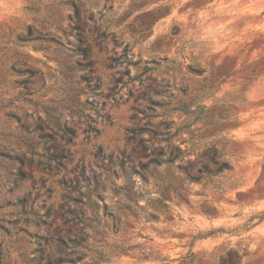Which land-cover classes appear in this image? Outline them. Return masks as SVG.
<instances>
[{"label": "rangeland", "instance_id": "rangeland-1", "mask_svg": "<svg viewBox=\"0 0 264 264\" xmlns=\"http://www.w3.org/2000/svg\"><path fill=\"white\" fill-rule=\"evenodd\" d=\"M210 146L232 170L190 180ZM230 249L264 264V0H0V264Z\"/></svg>", "mask_w": 264, "mask_h": 264}, {"label": "trees", "instance_id": "trees-1", "mask_svg": "<svg viewBox=\"0 0 264 264\" xmlns=\"http://www.w3.org/2000/svg\"><path fill=\"white\" fill-rule=\"evenodd\" d=\"M179 30L174 29V34H178ZM166 59V58H165ZM171 65V64H170ZM193 73L196 74H202L204 72L203 68L200 67H189ZM214 86L213 82H208L207 86L205 87L207 90L211 89ZM172 101L168 102L167 105H170ZM191 103H185L183 101H180L179 105H173L170 109L172 110H184V112H188L187 108ZM199 108V106H198ZM197 110V109H196ZM196 110H190V112H196ZM202 113V112H201ZM200 113V114H201ZM166 131H160L159 134L161 135V139L168 142L167 146L160 145L158 148H155V157L153 158V162L157 164H172L176 160L183 161V156L187 152L184 151L180 145L178 144H172V139L175 137V133H172V130L170 128V125L167 124ZM154 152V153H155ZM202 157L205 158V162H202L201 167L197 170L199 174L197 176H192L191 174H188V177L190 180H204L207 179L208 176H217L218 174L232 170V165L229 161H227L224 158V154L220 152L215 146L207 147L202 152ZM215 167V168H213ZM209 214V212H208ZM262 218V217H261ZM213 232H210L211 235ZM196 238H204L201 234L194 237ZM88 235L82 236L81 238H74L69 239V241H65L64 239H61V246L63 248L62 252L64 253H79V251H82L81 254L78 256V261L83 260L85 257H87V253L85 251L86 246L85 243L87 242ZM246 252H241L238 249H230L226 251L225 253H221L216 260H212L209 262H200V264H241L242 257ZM68 261L75 262L74 260L70 259ZM102 261V259H100ZM94 264H97L95 261Z\"/></svg>", "mask_w": 264, "mask_h": 264}]
</instances>
